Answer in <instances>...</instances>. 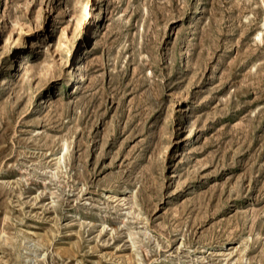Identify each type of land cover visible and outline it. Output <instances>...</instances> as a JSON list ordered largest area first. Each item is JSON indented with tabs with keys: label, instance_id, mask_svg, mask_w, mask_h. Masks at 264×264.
Returning <instances> with one entry per match:
<instances>
[{
	"label": "rangeland",
	"instance_id": "374dc122",
	"mask_svg": "<svg viewBox=\"0 0 264 264\" xmlns=\"http://www.w3.org/2000/svg\"><path fill=\"white\" fill-rule=\"evenodd\" d=\"M0 264H264V0H0Z\"/></svg>",
	"mask_w": 264,
	"mask_h": 264
},
{
	"label": "bare ground",
	"instance_id": "6f19581e",
	"mask_svg": "<svg viewBox=\"0 0 264 264\" xmlns=\"http://www.w3.org/2000/svg\"><path fill=\"white\" fill-rule=\"evenodd\" d=\"M30 47H39V46H41V44H39V42H31V45H29ZM85 53V51L83 50V51H81L80 52V54H79V56H78V58H77V60H76V63H75V66H74V71L76 70H79V68H80V62L79 61H82V59H83V54ZM19 63H21V65H19V67L21 68L22 67V65H25V64H28L29 63V61H27V58H25V57H23V58H20L19 59V61H18ZM79 66V67H78ZM76 77H77V79H76V83H79L80 81H82L83 80V77H82V74L81 73H78V74H76ZM76 86V85H75ZM78 89V88H77ZM189 132H190V129H189Z\"/></svg>",
	"mask_w": 264,
	"mask_h": 264
}]
</instances>
